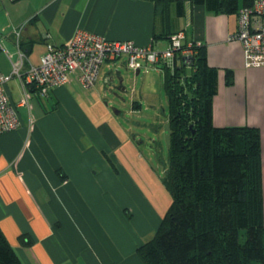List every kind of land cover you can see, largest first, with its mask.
<instances>
[{"label": "crops", "instance_id": "1", "mask_svg": "<svg viewBox=\"0 0 264 264\" xmlns=\"http://www.w3.org/2000/svg\"><path fill=\"white\" fill-rule=\"evenodd\" d=\"M184 6L178 16L174 3L163 10L150 0H0V74L19 62L18 30L27 61L37 65L48 45H63L79 30L138 45L154 38L164 46L183 29L185 42L200 43L217 71L213 124L259 129L264 194V66L246 67L241 43L228 40L236 13H215L189 0ZM182 60L177 55L152 72L164 79ZM121 66L125 59L104 62L89 88L71 75L48 97L29 90L27 105L18 108L19 127L0 134V229L24 264H143L136 249L157 229L171 196L163 204L147 187L155 179L139 142L118 136L89 100L100 95V76L112 81ZM6 91L20 100L17 76Z\"/></svg>", "mask_w": 264, "mask_h": 264}, {"label": "trees", "instance_id": "2", "mask_svg": "<svg viewBox=\"0 0 264 264\" xmlns=\"http://www.w3.org/2000/svg\"><path fill=\"white\" fill-rule=\"evenodd\" d=\"M150 1L163 10L174 3L176 14L184 15L186 0ZM189 1L226 14L250 2ZM202 48L195 47L190 64L165 71L169 141L163 182L171 202L136 253L143 264H264L260 132L255 126L213 124L217 71ZM19 239L30 243L25 235ZM0 264H24L1 229Z\"/></svg>", "mask_w": 264, "mask_h": 264}, {"label": "built area", "instance_id": "3", "mask_svg": "<svg viewBox=\"0 0 264 264\" xmlns=\"http://www.w3.org/2000/svg\"><path fill=\"white\" fill-rule=\"evenodd\" d=\"M236 15L237 26L228 40L241 43L246 67L264 66V0H250L239 7ZM20 35L21 30H18L19 62L13 64L11 73L0 74V134L19 127L18 108L27 105L29 90H34L40 97H48L51 90L69 82L71 75H75L82 87H92L97 82L102 64L123 56L125 65L135 71H147L149 66L166 63L177 55L187 57L185 63L190 64L195 47L200 46L198 42H185L183 29L172 33L164 46L154 40L138 45L131 40H111L79 30L63 45H48L40 63L34 65L27 61L26 53L20 47ZM12 76H17L22 85V97L16 102L6 91V84Z\"/></svg>", "mask_w": 264, "mask_h": 264}, {"label": "rangeland", "instance_id": "4", "mask_svg": "<svg viewBox=\"0 0 264 264\" xmlns=\"http://www.w3.org/2000/svg\"><path fill=\"white\" fill-rule=\"evenodd\" d=\"M124 59L123 56L117 60ZM117 70L112 73V81L106 82L104 76H100V95L90 96V103L94 104L96 115L107 121L118 136L123 138L124 132L139 142L138 146L155 179L146 185L155 190L160 202L167 204L170 193L163 180L168 166L165 125L169 101L163 75L152 72L151 66L147 71L142 69L139 74L126 66ZM120 87L125 89L120 90ZM134 100L138 103L135 108Z\"/></svg>", "mask_w": 264, "mask_h": 264}, {"label": "water", "instance_id": "5", "mask_svg": "<svg viewBox=\"0 0 264 264\" xmlns=\"http://www.w3.org/2000/svg\"><path fill=\"white\" fill-rule=\"evenodd\" d=\"M182 59H183L182 60V64L183 65H188V64L185 63V60L187 59V57H183ZM191 59H193V57ZM119 89L123 90V88H121V87ZM165 131H166V135H165L166 142L168 143V141H169V124L168 123L165 125Z\"/></svg>", "mask_w": 264, "mask_h": 264}]
</instances>
